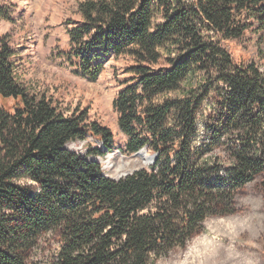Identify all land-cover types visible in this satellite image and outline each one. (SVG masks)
<instances>
[{
	"label": "trees",
	"instance_id": "trees-1",
	"mask_svg": "<svg viewBox=\"0 0 264 264\" xmlns=\"http://www.w3.org/2000/svg\"><path fill=\"white\" fill-rule=\"evenodd\" d=\"M77 12L65 62L95 80L109 57L130 59L112 103L120 150L158 156L106 177L94 158L113 151L111 131L31 92L0 36V264H157L264 175V63L230 50L264 38V0H78ZM88 138L105 151L68 149Z\"/></svg>",
	"mask_w": 264,
	"mask_h": 264
},
{
	"label": "rangeland",
	"instance_id": "rangeland-1",
	"mask_svg": "<svg viewBox=\"0 0 264 264\" xmlns=\"http://www.w3.org/2000/svg\"><path fill=\"white\" fill-rule=\"evenodd\" d=\"M77 3L78 0H0V16L9 17L0 18V36L12 39L17 51L16 76L31 92L51 98L67 117L85 112L89 122L111 131L113 151L94 160L101 164L106 177L117 179L129 171L123 169L131 168L127 166L134 155L121 153L126 139L117 127L112 107L122 89L119 81L129 76L126 69L131 61L127 57H109L95 80L75 74L61 53L68 49L67 30L80 19ZM230 50L236 59L264 63V38L247 35L244 40L231 42ZM86 147L105 151L90 138L68 145L72 151L83 152ZM234 208L232 216L209 219L205 232L157 264H264V175L236 194Z\"/></svg>",
	"mask_w": 264,
	"mask_h": 264
},
{
	"label": "water",
	"instance_id": "water-1",
	"mask_svg": "<svg viewBox=\"0 0 264 264\" xmlns=\"http://www.w3.org/2000/svg\"><path fill=\"white\" fill-rule=\"evenodd\" d=\"M140 152L146 154L147 151H146V149H142V150H140V151L137 152V153H140ZM157 156H158L157 154H152L151 156L145 157V158H144V161H145V162H144V165H143L142 167H140V168H138V169H136V170H132V171L126 172L125 174L120 175L117 179H112V180H119V179H121V178L127 177V176L133 174L134 172H136V171H138V170H140V169H143L144 167H147V166H150V165L154 164V162H155Z\"/></svg>",
	"mask_w": 264,
	"mask_h": 264
},
{
	"label": "bare ground",
	"instance_id": "bare-ground-1",
	"mask_svg": "<svg viewBox=\"0 0 264 264\" xmlns=\"http://www.w3.org/2000/svg\"><path fill=\"white\" fill-rule=\"evenodd\" d=\"M146 157V155L144 154V153H142V152H140V153H136V154H134L133 156H132V158H133V160L130 162V165L129 166H127V167H131V168H128V169H123V171H125V170H129V171H132V170H136V169H138V168H140V167H142L143 165H144V158ZM148 157V156H147ZM135 162V163H134ZM140 163H141V165H140ZM109 166V165H108ZM132 169V170H131ZM128 171V172H129ZM126 173V172H125Z\"/></svg>",
	"mask_w": 264,
	"mask_h": 264
}]
</instances>
